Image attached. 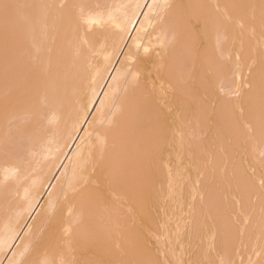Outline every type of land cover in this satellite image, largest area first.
I'll return each instance as SVG.
<instances>
[{"label":"bare ground","instance_id":"1","mask_svg":"<svg viewBox=\"0 0 264 264\" xmlns=\"http://www.w3.org/2000/svg\"><path fill=\"white\" fill-rule=\"evenodd\" d=\"M1 40L0 264H264V0H0Z\"/></svg>","mask_w":264,"mask_h":264},{"label":"rangeland","instance_id":"2","mask_svg":"<svg viewBox=\"0 0 264 264\" xmlns=\"http://www.w3.org/2000/svg\"><path fill=\"white\" fill-rule=\"evenodd\" d=\"M2 41L4 42V44H2ZM8 42H9V41H8ZM8 42L5 41V40H1V41H0V45H5L6 43H7V45H8V44H9ZM8 68H9L8 66H7V69L5 68V72H6V70H8ZM11 68H12V67H11ZM11 68H10V69H11ZM47 86L49 87L50 85L47 84L46 87H45V86H43V87H44L45 89H47V88H48ZM49 88H50V87H49ZM42 89H43V88H42ZM45 91H46V90H41V88H39V92H43V93H44ZM11 137H12V136H11ZM9 138H10V137H9ZM10 139H11V138H10ZM16 139H17V138H16ZM10 141H11V144H12L11 146H13V145L16 146L17 142H15V139L10 140ZM12 142H13V143H12ZM15 143H16V144H15ZM14 146H13V147H14ZM10 149H11V150H10ZM10 149H9L10 151H13V150H14V148L12 149L11 147H10Z\"/></svg>","mask_w":264,"mask_h":264}]
</instances>
